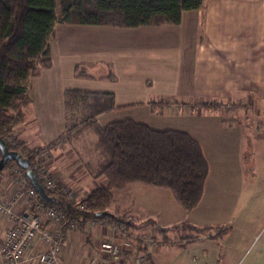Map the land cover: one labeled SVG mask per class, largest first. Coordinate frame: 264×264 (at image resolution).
I'll return each instance as SVG.
<instances>
[{"label":"crops","instance_id":"0c3cea01","mask_svg":"<svg viewBox=\"0 0 264 264\" xmlns=\"http://www.w3.org/2000/svg\"><path fill=\"white\" fill-rule=\"evenodd\" d=\"M120 43L133 44L136 50L129 53L128 46H119ZM50 49L52 66L30 80L32 103L26 110L27 119L23 123L34 122L42 136L36 139L27 134L23 124L15 133L17 139L31 145L49 143L64 131L63 93L68 88L113 92L118 108L129 110L128 117L144 123L148 118L157 122L162 119L168 123L164 129L183 128L194 136L189 126L170 122L179 117L186 120L190 115L202 114L205 109L192 111L185 105L183 108L175 106L180 100L189 104L240 99L253 106L257 97L259 105H264V0H207L204 8L183 11L179 24L118 27L58 23ZM98 60L108 61L112 67L107 64L104 72L95 73ZM77 64L89 65L93 77L76 76ZM110 70L116 75L115 80L105 77ZM239 115L230 116L232 119L217 116L221 129L227 126L232 129L238 121V137L219 139L215 145L218 163L224 167L223 172L231 170V179L235 176L234 159L239 155L245 159L243 175L247 176L254 173V158L264 153V114L260 117L250 113ZM242 119L246 121L244 124L239 122ZM195 137L207 157L206 145L201 138ZM241 182L249 192L252 181L242 177ZM7 183L10 191L14 187L13 180ZM0 187L6 193L7 187L2 184ZM162 188L146 189L138 194L149 199L163 197L167 193ZM257 202L263 205L260 217L253 216V209L241 210L239 217L252 225L238 226L232 232L227 228H213L210 234L200 231L195 234L192 228H176L180 222L185 223L186 218L181 217L175 222L164 220L163 216H159L160 220L153 219L151 226L141 225L145 222L142 221L138 228L143 233L150 229V234L159 242L166 239L148 248L153 264H264V231L261 232L264 228V198L259 201L249 193H243L237 200H232L230 209L231 214L236 215L239 207H252ZM9 223L10 217L0 218V245ZM169 224L171 229L167 227ZM199 225L208 227L212 224L200 222ZM82 237L74 234L67 249L70 250V261H75L79 254L80 263L85 264L96 249L90 241L84 245Z\"/></svg>","mask_w":264,"mask_h":264},{"label":"trees","instance_id":"16d2710c","mask_svg":"<svg viewBox=\"0 0 264 264\" xmlns=\"http://www.w3.org/2000/svg\"><path fill=\"white\" fill-rule=\"evenodd\" d=\"M205 1L0 0V136L10 150L20 152L31 162L44 146L57 141L72 145L84 132L93 135V147L85 155H78L88 173L105 182L82 199L85 209L80 214L91 217L108 213L116 199L114 191L135 182L170 188L178 204L190 211L203 197L210 162L200 141L186 130L156 129L133 118L100 123L101 115L118 108L115 94L108 91L64 90L65 128L49 143L31 145L14 137L16 128L26 121V110L32 103L30 80L52 66L50 42L56 24H179L183 11L204 8ZM75 71L78 77H93L89 65L77 64ZM105 77L116 79L112 70ZM11 163L7 162L0 176ZM115 211L124 218L119 209ZM152 222L153 219L145 224ZM208 228L198 230L206 233ZM136 251L150 259L141 243L136 245Z\"/></svg>","mask_w":264,"mask_h":264},{"label":"rangeland","instance_id":"374dc122","mask_svg":"<svg viewBox=\"0 0 264 264\" xmlns=\"http://www.w3.org/2000/svg\"><path fill=\"white\" fill-rule=\"evenodd\" d=\"M121 38L122 37H119L120 40H122ZM119 46H128L129 53L136 50L135 45L133 44L122 45L120 43ZM121 50L124 51V48ZM97 62L99 67L94 69L96 70L95 73L104 72L102 70L103 68L106 69L107 64H110L112 67V63L108 61L98 60ZM184 101L186 100H180V103L178 102L176 103L177 105H173L182 108L185 105L188 110L190 109L192 111H201L205 109L202 114H196L194 116L190 115L186 120H181L179 117L173 122H170L171 124L178 126H189L190 130L194 132L195 136L201 138L203 143L206 145V153L210 162V175H208L209 177L207 178L205 184V193L203 199L196 208L186 211L178 204L174 197L173 191L170 188H162L164 191H166L165 193H167L163 197L154 196L150 199L143 198L140 194H138V192L146 191V189L153 191L158 189V187L135 182L130 184L125 189L115 190L114 192L116 199L111 205V208H109V212H115L118 214L117 211H115L117 208L121 211V214L125 215L123 219L130 216L132 219L130 218L129 221L132 222V229L136 234H150V229H148L146 233H143L138 228V225L142 221L146 222V220L150 217L154 220H160L159 216H163L162 218H164V220H173L175 222L181 217L186 218L187 221H184L185 223L180 222L176 225V228H179L180 226H183L184 228H192L195 234H200L198 227L200 226L202 228L204 226L199 225L200 222H203L204 224H212L207 225L209 228L206 231V234H210L213 231V228H227L229 232H232L236 230L238 226L240 228L246 226L247 222H245L241 216L239 217L240 211L244 209L245 211H251L253 209V216L255 215L260 217L261 207L263 206L261 202L255 203L252 207H239L235 211V213H237L236 215L231 214L230 208L232 205V200H237V197L243 193H249L252 197H256L259 201L264 198V153H261V156L258 155L254 158V173L247 176L243 175L244 168L246 167L245 159H242V156L240 157L239 155L237 159H234L235 162L233 165L235 170H233V173L235 176H233L234 178L231 179V170L227 169L225 172H223L222 170L224 167H220V163H218L217 156H219V154L215 145L216 141H219V139L224 140V138H228L227 140H229L231 138L233 140L235 137L237 138L240 133L238 129V121L235 122L232 129L229 126H227V128L221 129V122L217 116L234 117L240 113H250V115L254 114L255 116L260 117L259 115L264 114V105H259L257 97L256 102L253 103V106L244 104V101L240 99L229 101H195L194 103L190 102L189 104H185ZM160 104H164V102H161ZM165 104L167 103L165 102ZM262 104H264V101ZM140 110L143 111L144 109ZM127 111L129 110H125V108H118L113 112L103 114L99 118L100 123L106 124L115 120L131 118L128 117L129 115L127 114L129 112ZM161 115L162 117L165 116V114ZM29 116H31V112L29 113ZM230 118L232 119V117ZM161 120L162 119L159 120L160 122H157L148 118L144 121L154 128L164 129L168 123ZM239 122L240 124H244L246 121L245 119H242ZM26 124H23L22 126L25 127L24 131L27 134L34 136L36 139H39L42 136L34 122L28 125ZM254 130L255 132H258V130ZM15 133L13 135L14 137H16ZM221 136H223V138ZM94 139L95 137L93 135L88 132H84L79 137V140H74L72 145L63 143V145H61L59 148L53 150L50 157L52 169L51 175L53 178H60L64 185L72 187V189L75 190L77 195L81 198H83L85 194L89 193L92 188L105 182L104 178H93L83 166L80 156L78 155L79 153L81 155H85L88 149L93 147ZM227 145L229 146V141L227 142ZM240 151L241 149L239 152ZM5 174L6 173L0 176V184H2L4 188L7 187L5 192L8 193L9 190L7 189H9L10 184H8L7 181L11 179ZM242 177H245V179L247 177V179L252 181V187L249 188V192L246 191L245 187L243 186V182H241ZM65 180H69V182L67 181V183ZM0 190H2L0 191V194H6L3 193V189ZM135 191H137V193ZM253 216L251 217L253 218ZM118 217L122 218L123 216L121 215ZM145 222H142L141 225L151 226V224H145ZM189 224L197 228H193ZM251 225L252 222H248L247 227H250ZM167 227L169 229L172 228L171 224L167 225ZM153 228H156V226H153ZM263 231L264 228L261 232ZM169 238H172V236L170 235ZM82 239L83 242L85 241L84 245H86L85 243H88V240L85 236H83ZM165 241L166 239L161 240L160 243ZM209 241L210 243H213L212 240ZM215 241L217 243V239H215ZM144 247L146 248L147 246L144 245Z\"/></svg>","mask_w":264,"mask_h":264},{"label":"built area","instance_id":"2783aa9c","mask_svg":"<svg viewBox=\"0 0 264 264\" xmlns=\"http://www.w3.org/2000/svg\"><path fill=\"white\" fill-rule=\"evenodd\" d=\"M61 145L63 142L57 141L42 147L29 166L49 201L34 186L27 170L16 162L3 171L13 180L14 187L0 194V218L10 217L0 245V264H81L79 254L75 261L69 260L67 245L74 234L85 236L96 245L95 253L85 264H153L136 251L140 243L148 250L159 242L151 234L134 233L132 222L114 213L91 217L79 213L85 209L82 199L87 194L79 197L72 187L51 175V153Z\"/></svg>","mask_w":264,"mask_h":264},{"label":"water","instance_id":"95a60500","mask_svg":"<svg viewBox=\"0 0 264 264\" xmlns=\"http://www.w3.org/2000/svg\"><path fill=\"white\" fill-rule=\"evenodd\" d=\"M0 150L2 153V157L0 159V171L4 169L8 161H14L16 162L21 168L26 169L28 177L31 179L34 186L37 188V190L40 192L43 198H45L47 201L50 200V198L46 195L42 185L38 181L36 175L32 171V169L29 168L30 161L25 158L20 152L10 150L7 146V143L5 140L0 136Z\"/></svg>","mask_w":264,"mask_h":264}]
</instances>
